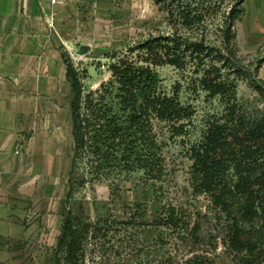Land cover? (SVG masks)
Masks as SVG:
<instances>
[{"label": "trees", "instance_id": "1", "mask_svg": "<svg viewBox=\"0 0 264 264\" xmlns=\"http://www.w3.org/2000/svg\"><path fill=\"white\" fill-rule=\"evenodd\" d=\"M154 1L169 29L107 53L111 74L97 87L86 86L85 72L62 53L72 152L54 264H217L218 247L237 264H264V82L258 66L249 70L238 55L245 0ZM163 65L184 82L167 88L157 70ZM241 80L255 102L239 95ZM183 91L210 106L198 114ZM172 138L189 160L188 193L204 197L203 210L163 198L146 219L137 210L91 217L71 206L90 183L134 176L162 183Z\"/></svg>", "mask_w": 264, "mask_h": 264}, {"label": "crops", "instance_id": "2", "mask_svg": "<svg viewBox=\"0 0 264 264\" xmlns=\"http://www.w3.org/2000/svg\"><path fill=\"white\" fill-rule=\"evenodd\" d=\"M155 5L0 0V264H54L72 141L62 53L106 57L154 27Z\"/></svg>", "mask_w": 264, "mask_h": 264}, {"label": "rangeland", "instance_id": "3", "mask_svg": "<svg viewBox=\"0 0 264 264\" xmlns=\"http://www.w3.org/2000/svg\"><path fill=\"white\" fill-rule=\"evenodd\" d=\"M229 1L231 0H225L224 5L229 4ZM244 6V16L237 23L238 55L241 62L249 70L258 66L256 77L264 82V19L259 13L260 9L264 7V0H245ZM153 16V23H149V28L154 25L151 30L144 33L136 31L128 35L124 41L116 44L110 52L123 50L126 46L134 44L149 33H156L158 29L160 31L169 29L164 12L159 9L158 4L155 5ZM215 18L214 24L217 22V17ZM213 25L211 24L207 30V34L211 38L216 37L215 26ZM86 56L74 55V58H71L85 72L84 82L86 86L95 88L109 78L111 72L108 65L112 59L107 56L95 59L92 58L94 56L91 54ZM157 70L167 88H171L177 81L184 82L181 72L171 65L159 66ZM181 95L184 100H190L197 104L198 114L210 106V103L203 101L200 97L197 100L189 97L188 91H183ZM239 95L255 102V92L246 80H241L239 83ZM213 104L216 105V102L214 101ZM71 152L72 141L70 136V157ZM164 154L168 173L162 183L144 181L138 176H134L130 180L90 183L75 193L71 199V206L91 217L113 214L118 218H124L128 217L132 210H137L139 216L144 219L150 218L158 210L161 204L160 198H163L164 201L190 205L194 210L197 208L203 210L204 197L199 196L197 199H192L187 190L189 160L184 156L180 139L167 140ZM215 253L219 254L216 257L217 264H237L231 255L222 254L220 247L216 249Z\"/></svg>", "mask_w": 264, "mask_h": 264}, {"label": "built area", "instance_id": "4", "mask_svg": "<svg viewBox=\"0 0 264 264\" xmlns=\"http://www.w3.org/2000/svg\"><path fill=\"white\" fill-rule=\"evenodd\" d=\"M51 4L55 5L57 4L60 0H48Z\"/></svg>", "mask_w": 264, "mask_h": 264}]
</instances>
